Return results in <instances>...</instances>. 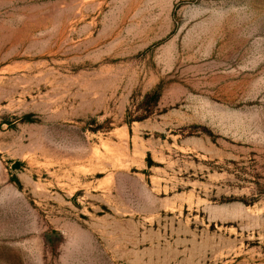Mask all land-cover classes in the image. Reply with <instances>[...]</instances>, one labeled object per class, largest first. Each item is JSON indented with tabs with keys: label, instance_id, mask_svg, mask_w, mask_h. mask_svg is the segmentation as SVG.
<instances>
[{
	"label": "rangeland",
	"instance_id": "obj_1",
	"mask_svg": "<svg viewBox=\"0 0 264 264\" xmlns=\"http://www.w3.org/2000/svg\"><path fill=\"white\" fill-rule=\"evenodd\" d=\"M0 264H264V0H0Z\"/></svg>",
	"mask_w": 264,
	"mask_h": 264
},
{
	"label": "trees",
	"instance_id": "obj_2",
	"mask_svg": "<svg viewBox=\"0 0 264 264\" xmlns=\"http://www.w3.org/2000/svg\"><path fill=\"white\" fill-rule=\"evenodd\" d=\"M19 165H20L19 163H16V164H15V168L19 167Z\"/></svg>",
	"mask_w": 264,
	"mask_h": 264
}]
</instances>
